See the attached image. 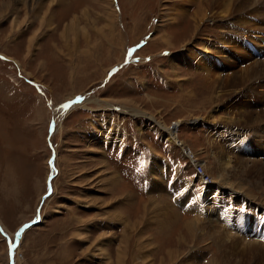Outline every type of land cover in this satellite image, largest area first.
<instances>
[{"label": "rangeland", "instance_id": "1", "mask_svg": "<svg viewBox=\"0 0 264 264\" xmlns=\"http://www.w3.org/2000/svg\"><path fill=\"white\" fill-rule=\"evenodd\" d=\"M180 2L0 0V264H264L263 251L231 255L264 246V126L250 108L264 110L250 100L260 84L214 104L211 74L191 57L223 63L213 52L224 49L236 70L264 60V16L245 24L209 8L195 27L196 6ZM220 152L244 164L225 169L230 188Z\"/></svg>", "mask_w": 264, "mask_h": 264}, {"label": "bare ground", "instance_id": "2", "mask_svg": "<svg viewBox=\"0 0 264 264\" xmlns=\"http://www.w3.org/2000/svg\"><path fill=\"white\" fill-rule=\"evenodd\" d=\"M180 1L187 2V3H190L191 2V5L196 6V9H195L194 13L191 15L192 16V20H193V22L195 24V27H199L198 25L206 17H208L209 15H210V17L213 14L215 15V13L212 12L213 11L212 10L213 8L218 10V12H216L217 15H225V14L227 15L228 14V16H231L232 18H234V20H237L238 21V18H239V20H241V22H244L245 24H248L247 21H246L247 20V17L246 16L248 14H250L251 12H255V13L258 12V15L259 16H262V18L264 16V0H180ZM182 2H180L181 5H182ZM181 5H179L180 8H181ZM210 12H212V13H210ZM183 13H187L186 10L184 11V9H183V11H181V10H179V8L176 9L174 13L170 14L171 15V17H170L171 18L170 19L171 22L170 23H173L175 21H178L179 18L182 19V17H183L182 14ZM235 17H238V18L235 19ZM254 17H255V15H254ZM248 33L244 34V33L240 32V36H244V37H246L247 35L249 36ZM162 37H163L162 39L165 41L164 43H166L167 45H170L171 44L170 41H169V39L166 38V35H164ZM259 38H263V37H259ZM259 38H258V40H259ZM229 39L230 38H228L227 40L229 41ZM230 41H231V39H230ZM239 44L240 43L238 42V46H236V44H233V42L231 41V43L229 44V46H225V47L226 48H232L236 52V54L240 56V59H242V60H246L248 58H252V57H249L246 53H244V49L243 48H242V50L240 49L241 45H239ZM206 45L207 44H203L202 45V47H203L202 50H204V52H206V51L208 52V50L206 49L207 48ZM223 50H217L215 52H213L214 50L213 51H210V53L213 52V53H215L216 56H219L220 57V60L223 63L217 62L214 58L211 59L209 56L206 55L207 53H202L200 55L194 54V55L191 56L192 59H193V61H194V63L192 64V66L196 70L201 71V72H203V71L204 72H207L206 74H211V82H212L211 84L212 85H210L211 86V89H210L211 92H210V96H208V99L211 100V102L214 103V104H219L220 102H222L224 100H226V101L227 100H231V98H233V97L240 98V96H242V95H244V97H245V95H248V94H250L252 92L248 93V91L250 89H248V86L247 85H244V84L245 83H249L248 84L249 87L251 89H253V88H255V84L258 83V82L260 84V87H259L260 89L259 90L256 89V92L255 93L253 92V96H252V98H250V100L253 101V103H255V101L258 102L259 99L264 98V88H263L264 87V83H262V82H264V60H260V59L259 60H254L253 62H250V64L248 66H246L245 68H243L242 70H240V69L239 70H236V68L234 67V65H235L234 62H227V59H224L223 58V54H222V51ZM238 53H242V54H238ZM6 57H8V56H6ZM10 57H8V58H10ZM214 60L216 61V63L215 62H212ZM225 70H228L229 71V74L226 73ZM241 72L244 73L245 77H247V79L249 80V82H246L245 79H243V78H241V80H239L238 74L241 73ZM236 90H238V93H237ZM233 93L234 94L237 93V94L233 96ZM254 94H256V95H254ZM85 101L86 100H84V101H75L74 103H72V107H75L76 104H79V103H82V102L84 104ZM250 108H254V110H255L253 112L254 124H256V126H258L257 130H259V128L261 129V127L264 126V124H263L264 123L263 122L264 121V110L263 109H258L257 110L256 107H250ZM238 109H239V107H238ZM137 112H139V111H137ZM232 115H233V113H232ZM224 117H225V115H224ZM243 120L245 121V119H243ZM243 120H241V121H243ZM234 123H235V121H234ZM259 124H261V125H259ZM157 125L160 126V128L167 133V135H168L167 136V140L168 141H171L173 143L179 144L180 146L182 145V142L180 143V141H178V138H177V136L175 134V130L172 127H166L165 125H163V123H162V125L160 123H158ZM241 126H242V124H241ZM227 128H228V126H227ZM245 128H247V127H245ZM229 129H231V128H229ZM181 149H182L183 154L184 155H187V153L184 150V148L182 147ZM212 154H214V153H212ZM212 154H211L212 158L217 161V163H216V168H217V171H218L217 177L220 179L219 180V182H221L220 184L221 185H228L229 188L231 186H234V184L230 183L232 180L229 182V180H230L229 179V174L226 173L227 171H225V169L228 166H230L231 163H232L233 167H236L237 168V166H239V167L242 168V166H244V164H242L243 162H241L240 165H238L237 162H239V161L232 162V159H231V157L229 155H226V154H222L221 153L222 154V159H221L220 157H218V158H217V156L215 157V154L214 155H212ZM234 163L236 164V166H235ZM202 168L205 169V170L207 168V164H206L205 161H204V165H202ZM200 178L202 179L201 176H200ZM211 178H212V176H211ZM236 186H239V183H237ZM237 188L239 189V187H237ZM207 192L209 194L210 192H213V191H212L211 188H208ZM0 223L2 224L1 221H0ZM198 223L199 222H198L197 218H194V219H191V221L186 222V224H185L184 227L190 228V225H191V234H192V231H194V229L196 228V224H198ZM207 224H208L209 228L210 227L213 228V225L215 224V222H214V220H208V223ZM2 226L5 227V225H3V224H2ZM5 228H7V227H5ZM225 231L224 230H222V231H216L215 230L216 233L213 234V238L214 239H217L219 241H222V242H226L227 243V241H225V239H224L225 238V234H223ZM203 235H198V236L201 238ZM250 242H251V244L248 245L247 247H245L243 250H238L237 249L238 251H235L234 250V252H233L232 250L235 249V245L237 243H239V240L233 239V240H231L229 242L230 245H232V246H227V248H231V251H232L231 255L234 254V253H240L239 255H241V254L242 255L243 254H250L252 256V258L254 256V257H256V259H261V257L259 256V252L260 253H261V251L264 252V246L261 245L260 243H256V242L254 243L252 241H250ZM226 243H223V244H226ZM12 251H13V248H12ZM119 253H120V251L118 252V254ZM16 256H17V253H16Z\"/></svg>", "mask_w": 264, "mask_h": 264}, {"label": "water", "instance_id": "3", "mask_svg": "<svg viewBox=\"0 0 264 264\" xmlns=\"http://www.w3.org/2000/svg\"><path fill=\"white\" fill-rule=\"evenodd\" d=\"M36 222H37V220H34V221H31V222H27V223L22 224V225L18 228L17 233H19V232H20L23 228H25L26 226L28 227L29 225L34 224V223H36ZM14 245H15V239L12 241V243H11L10 246H9V249H10L9 254H8V256H9V261H10V259H11L12 248H13Z\"/></svg>", "mask_w": 264, "mask_h": 264}, {"label": "snow or ice", "instance_id": "4", "mask_svg": "<svg viewBox=\"0 0 264 264\" xmlns=\"http://www.w3.org/2000/svg\"><path fill=\"white\" fill-rule=\"evenodd\" d=\"M64 107H67V105H65ZM27 227V226H26Z\"/></svg>", "mask_w": 264, "mask_h": 264}]
</instances>
